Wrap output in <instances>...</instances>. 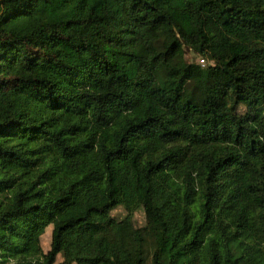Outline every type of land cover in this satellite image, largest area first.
Returning a JSON list of instances; mask_svg holds the SVG:
<instances>
[{
    "label": "trees",
    "instance_id": "trees-1",
    "mask_svg": "<svg viewBox=\"0 0 264 264\" xmlns=\"http://www.w3.org/2000/svg\"><path fill=\"white\" fill-rule=\"evenodd\" d=\"M0 264H264V0H0Z\"/></svg>",
    "mask_w": 264,
    "mask_h": 264
},
{
    "label": "rangeland",
    "instance_id": "rangeland-1",
    "mask_svg": "<svg viewBox=\"0 0 264 264\" xmlns=\"http://www.w3.org/2000/svg\"><path fill=\"white\" fill-rule=\"evenodd\" d=\"M184 60L187 62H198L200 64H204L203 58H200L193 51H191L189 49H185ZM240 110L242 111V108H240ZM125 213H126V211L124 210V208L121 206H118L117 208H115L114 210L111 211V216L114 218L120 219L125 215ZM133 221H134V225L136 227H143L145 225L146 219H145L144 211L142 209H138L134 212ZM48 228L49 227L46 228L44 234L42 235L43 239H42L41 244H45V241H47V238L49 237V235H48L49 231H47ZM49 230H51V229L49 228ZM151 250H152V243H151L150 239H147V241H146V252H147L148 259L150 257ZM58 259H60V257H58Z\"/></svg>",
    "mask_w": 264,
    "mask_h": 264
}]
</instances>
